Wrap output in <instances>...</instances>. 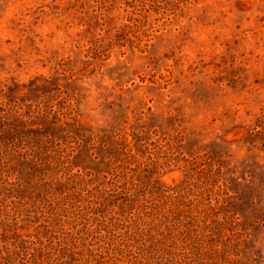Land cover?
<instances>
[{"label":"rangeland","instance_id":"1","mask_svg":"<svg viewBox=\"0 0 264 264\" xmlns=\"http://www.w3.org/2000/svg\"><path fill=\"white\" fill-rule=\"evenodd\" d=\"M0 264H264V0H0Z\"/></svg>","mask_w":264,"mask_h":264}]
</instances>
